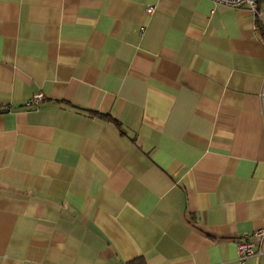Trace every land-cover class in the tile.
<instances>
[{"label": "crops", "instance_id": "crops-1", "mask_svg": "<svg viewBox=\"0 0 264 264\" xmlns=\"http://www.w3.org/2000/svg\"><path fill=\"white\" fill-rule=\"evenodd\" d=\"M257 8L0 0V264H236L264 225Z\"/></svg>", "mask_w": 264, "mask_h": 264}, {"label": "built area", "instance_id": "built-area-1", "mask_svg": "<svg viewBox=\"0 0 264 264\" xmlns=\"http://www.w3.org/2000/svg\"><path fill=\"white\" fill-rule=\"evenodd\" d=\"M216 3L229 5L234 8H244L249 10L254 15H259L257 10V0H212ZM147 12L152 11V7L146 9ZM44 98L40 92H36L26 102L27 106H38ZM264 241V225L252 231L249 234H244L236 241V264H246L248 257L260 252L259 246Z\"/></svg>", "mask_w": 264, "mask_h": 264}, {"label": "trees", "instance_id": "trees-1", "mask_svg": "<svg viewBox=\"0 0 264 264\" xmlns=\"http://www.w3.org/2000/svg\"><path fill=\"white\" fill-rule=\"evenodd\" d=\"M257 10H258V8H257ZM257 28L259 30V33L261 34L262 40H264V25L261 24V22H258ZM89 113L92 114V115H96V116L102 117V118H106V119L110 118L109 115L104 114V113H99L97 111H89ZM126 264H146V263H145L143 257L137 256V257L129 259L126 262Z\"/></svg>", "mask_w": 264, "mask_h": 264}]
</instances>
